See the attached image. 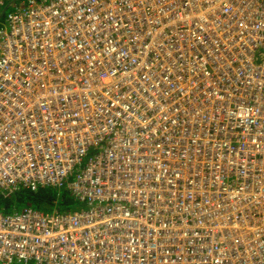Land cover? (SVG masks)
<instances>
[{"label":"built area","instance_id":"2783aa9c","mask_svg":"<svg viewBox=\"0 0 264 264\" xmlns=\"http://www.w3.org/2000/svg\"><path fill=\"white\" fill-rule=\"evenodd\" d=\"M5 3L0 264H264V0Z\"/></svg>","mask_w":264,"mask_h":264},{"label":"trees","instance_id":"16d2710c","mask_svg":"<svg viewBox=\"0 0 264 264\" xmlns=\"http://www.w3.org/2000/svg\"><path fill=\"white\" fill-rule=\"evenodd\" d=\"M62 190L64 195V201L59 200L60 205L62 204L61 206L69 205L70 207H73L71 209H74L78 205H80V203L70 194V191H68L66 188L55 189L53 187L52 188L45 187V188H40L36 192H32L26 189L19 192H2L0 193V208H4V211H11L13 208L21 210L24 209L25 207H28L26 204H24V202H22V199H25L23 193H26L27 194L26 196L28 198L31 197L32 199L35 200V204H34V207H36L35 209L43 208L44 205L50 206L53 202V199L55 198L56 192L59 193ZM43 211H51V210L49 208Z\"/></svg>","mask_w":264,"mask_h":264},{"label":"rangeland","instance_id":"374dc122","mask_svg":"<svg viewBox=\"0 0 264 264\" xmlns=\"http://www.w3.org/2000/svg\"><path fill=\"white\" fill-rule=\"evenodd\" d=\"M10 10V8H9V6H8V4H4L2 7H1V11H0V21H3L4 20V17H5V15H6V13L8 12ZM63 189V188H62ZM32 192H36V191H32ZM56 192V191H55ZM23 195H24V198L26 199H22V202H24V204H26L29 208H31V209H35L36 207H34V204H35V200L34 199H32L31 197H27L26 195V193H23ZM72 198V197H71ZM59 200H62V201H64V195H63V190L62 191H60L59 193L58 192H56V194H55V198L53 199V202H52V204L49 206H43V208H38V209H42V210H45V209H51V208H53V207H59V208H61V209H63V208H73V207H70L69 205H66V206H61L60 205V203H59ZM61 202V201H60ZM17 205H19V204H17ZM81 207V204L80 205H78L77 207H76V209L77 208H80ZM82 207H84L83 205H82ZM16 264V263H15ZM20 264V263H19ZM21 264H23V263H21ZM27 264H35L33 261H31L30 263H27Z\"/></svg>","mask_w":264,"mask_h":264},{"label":"clouds","instance_id":"9594fccd","mask_svg":"<svg viewBox=\"0 0 264 264\" xmlns=\"http://www.w3.org/2000/svg\"><path fill=\"white\" fill-rule=\"evenodd\" d=\"M54 208H58V207H53V208H51L50 210H52V209H54Z\"/></svg>","mask_w":264,"mask_h":264}]
</instances>
